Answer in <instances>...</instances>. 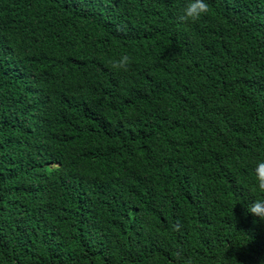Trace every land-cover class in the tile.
<instances>
[{
  "label": "trees",
  "instance_id": "obj_1",
  "mask_svg": "<svg viewBox=\"0 0 264 264\" xmlns=\"http://www.w3.org/2000/svg\"><path fill=\"white\" fill-rule=\"evenodd\" d=\"M208 2L0 0V264H264V0Z\"/></svg>",
  "mask_w": 264,
  "mask_h": 264
},
{
  "label": "clouds",
  "instance_id": "obj_2",
  "mask_svg": "<svg viewBox=\"0 0 264 264\" xmlns=\"http://www.w3.org/2000/svg\"><path fill=\"white\" fill-rule=\"evenodd\" d=\"M209 12L208 0H185V3L180 10V20L183 22H195ZM129 57L124 55L117 60L112 61V67L116 71L127 70ZM254 176V185L260 197L253 199L247 203V211L264 220V159L255 161L252 169ZM191 264V261H189Z\"/></svg>",
  "mask_w": 264,
  "mask_h": 264
}]
</instances>
